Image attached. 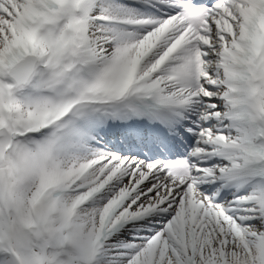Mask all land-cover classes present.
Wrapping results in <instances>:
<instances>
[{
    "label": "snow or ice",
    "instance_id": "snow-or-ice-1",
    "mask_svg": "<svg viewBox=\"0 0 264 264\" xmlns=\"http://www.w3.org/2000/svg\"><path fill=\"white\" fill-rule=\"evenodd\" d=\"M0 264H264V0H0Z\"/></svg>",
    "mask_w": 264,
    "mask_h": 264
}]
</instances>
